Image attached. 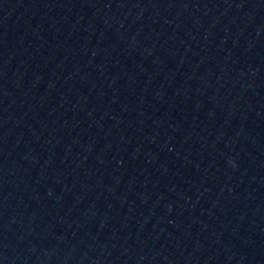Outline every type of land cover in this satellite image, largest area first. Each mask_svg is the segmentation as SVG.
Returning a JSON list of instances; mask_svg holds the SVG:
<instances>
[{"label":"water","instance_id":"95a60500","mask_svg":"<svg viewBox=\"0 0 264 264\" xmlns=\"http://www.w3.org/2000/svg\"><path fill=\"white\" fill-rule=\"evenodd\" d=\"M0 264H264V0H0Z\"/></svg>","mask_w":264,"mask_h":264},{"label":"clouds","instance_id":"9594fccd","mask_svg":"<svg viewBox=\"0 0 264 264\" xmlns=\"http://www.w3.org/2000/svg\"><path fill=\"white\" fill-rule=\"evenodd\" d=\"M235 166V165H234Z\"/></svg>","mask_w":264,"mask_h":264}]
</instances>
